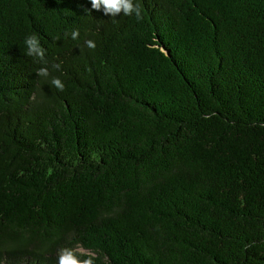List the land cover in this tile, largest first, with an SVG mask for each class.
<instances>
[{
    "label": "trees",
    "instance_id": "trees-1",
    "mask_svg": "<svg viewBox=\"0 0 264 264\" xmlns=\"http://www.w3.org/2000/svg\"><path fill=\"white\" fill-rule=\"evenodd\" d=\"M132 3L0 0V264H264V0Z\"/></svg>",
    "mask_w": 264,
    "mask_h": 264
},
{
    "label": "clouds",
    "instance_id": "clouds-1",
    "mask_svg": "<svg viewBox=\"0 0 264 264\" xmlns=\"http://www.w3.org/2000/svg\"><path fill=\"white\" fill-rule=\"evenodd\" d=\"M103 3L104 14L105 15H116L123 8L124 15H131L132 11L135 9L136 16L138 19H142L141 10L138 5H134L132 0H91V7L97 11L100 10V5ZM79 35L78 31H73L71 36L76 39ZM28 51L27 55L37 57L40 60H44V50L39 45V41L35 36H30L25 39ZM89 48H95V43L92 40L86 41ZM55 68H59V64L53 65ZM40 76H47L48 69L40 68L37 72ZM51 83L60 91L64 90V84L59 78H53ZM58 264H94V258L89 256L87 259H79L75 254L74 250L70 248H61L58 252Z\"/></svg>",
    "mask_w": 264,
    "mask_h": 264
},
{
    "label": "rangeland",
    "instance_id": "rangeland-1",
    "mask_svg": "<svg viewBox=\"0 0 264 264\" xmlns=\"http://www.w3.org/2000/svg\"><path fill=\"white\" fill-rule=\"evenodd\" d=\"M79 250H80V251H82V252H85V250H84V249H82V248H80Z\"/></svg>",
    "mask_w": 264,
    "mask_h": 264
}]
</instances>
